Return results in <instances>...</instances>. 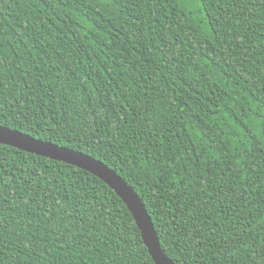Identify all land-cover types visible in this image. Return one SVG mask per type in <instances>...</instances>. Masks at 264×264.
I'll list each match as a JSON object with an SVG mask.
<instances>
[{
	"label": "trees",
	"instance_id": "obj_1",
	"mask_svg": "<svg viewBox=\"0 0 264 264\" xmlns=\"http://www.w3.org/2000/svg\"><path fill=\"white\" fill-rule=\"evenodd\" d=\"M0 125L102 161L175 264H264V0H0ZM0 264H155L121 198L0 144Z\"/></svg>",
	"mask_w": 264,
	"mask_h": 264
},
{
	"label": "water",
	"instance_id": "obj_2",
	"mask_svg": "<svg viewBox=\"0 0 264 264\" xmlns=\"http://www.w3.org/2000/svg\"><path fill=\"white\" fill-rule=\"evenodd\" d=\"M0 144L68 163L101 179L128 208L153 262L155 264H175L162 250L155 227L140 196L115 170L102 161L81 151L35 138L30 134L3 125H0Z\"/></svg>",
	"mask_w": 264,
	"mask_h": 264
}]
</instances>
